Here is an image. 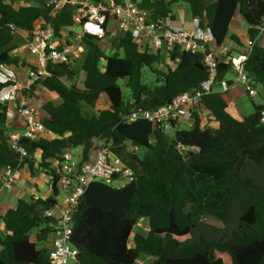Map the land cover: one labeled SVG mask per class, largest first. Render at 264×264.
<instances>
[{"label": "trees", "instance_id": "16d2710c", "mask_svg": "<svg viewBox=\"0 0 264 264\" xmlns=\"http://www.w3.org/2000/svg\"><path fill=\"white\" fill-rule=\"evenodd\" d=\"M20 1L0 0V64L25 65L11 53L16 30L29 32L43 20L56 33L63 29L73 33L70 5L52 13L44 0ZM137 2L153 18L170 15L172 3H186L199 26L210 28L216 45L227 37L241 43L236 34L228 35L236 11L245 20L249 39L264 30V0ZM83 43L81 58L48 64L50 76L40 82L61 99L43 105L47 116L42 123L51 136H20L12 147L5 116L8 106H0V168L36 166L50 176L54 187L47 198L18 199L1 215L0 264H50L47 249L37 242L48 240L54 228L53 219L44 215L56 203L58 173L51 162H60L63 151L75 148H83L85 156L95 137L109 138L111 151L127 160L134 175L119 187L99 181L87 186L72 227L77 264H135L145 255L154 257L152 264H264V103L252 102L251 112L236 118L227 111L222 93L214 91L202 100L214 125L201 127L195 114L189 129L164 133L144 118L128 117L138 108L152 109L199 85L208 75L203 55L174 47L163 61L158 53L141 51L129 34L115 38L109 54L97 37L85 36ZM144 68L153 80L144 79ZM230 69L221 61L217 79L225 78ZM244 69L252 86L264 90L263 44L255 40ZM81 71L78 84L75 77ZM119 80H124L127 94ZM101 97L106 98L104 107H98ZM127 143L141 152L126 151ZM204 178L223 187L220 199L212 202L219 227L196 224L188 209L202 202L198 184ZM143 219L148 230L133 233ZM33 228H38L36 241L29 237ZM194 229L200 230L198 237L182 239L192 236Z\"/></svg>", "mask_w": 264, "mask_h": 264}, {"label": "built area", "instance_id": "2783aa9c", "mask_svg": "<svg viewBox=\"0 0 264 264\" xmlns=\"http://www.w3.org/2000/svg\"><path fill=\"white\" fill-rule=\"evenodd\" d=\"M44 3L52 13L59 12L66 5L72 7L73 33L65 29L56 33L51 24L38 21L31 31L26 32L24 38V48L31 61L23 66L0 64V106H8L5 110L7 119L19 113L24 120L23 132L10 136L8 140L14 148L20 136L34 139L44 135L43 132L47 133L35 108L28 105L30 90L50 76L46 67L48 64H68L81 58L85 51L83 39L88 35L102 40L111 33L114 40L129 34L137 41L141 51L158 53L163 61L174 47L203 55L208 75L199 85L176 94L170 101L152 109L138 108L128 117L129 120L144 118L153 128L164 133H171L184 123L192 126L196 115L200 121L202 112L210 114L202 104L203 97L214 91L225 94L235 81L241 84L248 96L256 94L244 63L255 40L264 31L263 28L254 40L247 38L244 49L235 55L232 43L225 41L216 45L210 28L200 27L197 18H193L192 28H184L173 24L171 14L153 18L147 9L138 5L137 0H44ZM221 61L230 64L229 72L236 73L235 79L230 80L231 84L226 77L217 79L218 64ZM82 73L81 71V75ZM77 80L80 84L82 77ZM10 104L15 107L14 111L9 107ZM200 126L204 127L201 123ZM110 145L111 140L107 137L93 138L87 154H83L76 174L73 173V168L81 148L63 151L60 162L52 160L58 173L57 186L66 192V200L56 202L44 211L45 216L53 219L54 226L47 248L50 264H77L78 248L71 241L72 227L79 199L87 186L93 181H99L119 187L134 175L127 160L111 151ZM125 148L132 153L140 150L131 143H127ZM73 150H78L77 154ZM18 177V166L1 167L0 192L11 189Z\"/></svg>", "mask_w": 264, "mask_h": 264}, {"label": "crops", "instance_id": "0c3cea01", "mask_svg": "<svg viewBox=\"0 0 264 264\" xmlns=\"http://www.w3.org/2000/svg\"><path fill=\"white\" fill-rule=\"evenodd\" d=\"M32 2H35V1L34 0H21L18 3L19 4H30ZM15 5H17V3H15ZM183 24L186 25L187 21L184 22ZM246 27L247 26H246L244 18L240 15L238 11H236L229 24L228 35L236 34L238 38L240 39L241 43L237 44L233 42L230 37H227L225 39V41L232 43V45L235 47L236 52H239L244 49L246 40L248 38ZM15 33H17L18 35H22L23 38H25L26 36V32L24 30H16ZM11 53L17 55L20 61H23L24 64L31 61L30 56L25 51L24 45H23V52H16L14 48L11 51ZM241 90H242V87L240 85H235L229 90L228 93L222 94V97L228 104L227 111L235 117H236V113L241 114V106L237 105L238 98H239L238 96ZM256 92L258 96L260 97L262 96L261 92H259V88L256 89ZM28 96H29L28 105L35 108L38 117H40L41 119L47 116V113L43 109L44 103L47 101H52L53 103L56 102L54 97H52V94H50V91L45 89L39 83L35 84L32 87ZM254 96L255 95L248 96V97L252 101V98ZM100 102L105 103L104 106H106L105 97H101L99 100V103ZM9 107L14 111L15 107L12 104H10ZM241 116L242 115L236 118H241ZM23 121H24L23 117L19 113H15V115L11 119H8V124H7L8 134L10 136L20 135L23 132V125H24ZM200 123L202 124V126L203 125L207 126V125H214L215 121L213 120L212 116L205 111L200 114ZM10 128L21 129V131H18V130L10 131L9 130ZM43 134L45 136H51V133L49 132L47 133L43 132ZM39 156H40V152L38 151L37 153H35V157L38 159ZM52 165H55V164L53 163ZM53 188L54 187L52 185V180L50 176L46 172H44L42 169H39L35 166L34 169L31 170L26 164L21 166L19 168V177L15 185L9 190L5 189L0 192V231L2 232L4 230V225L1 221V215H3V213L8 208L15 207L16 201L18 199L30 200L31 198H34V199L47 198L53 193ZM55 188H56V195H55L56 202L57 203L64 202L66 200V192L57 185H55ZM142 223L144 224V226L142 225ZM137 224L142 228V231L148 230V227L146 226V221L144 219L139 221ZM153 258L154 257L145 255L142 258L137 259L135 263L141 260L148 261Z\"/></svg>", "mask_w": 264, "mask_h": 264}, {"label": "rangeland", "instance_id": "374dc122", "mask_svg": "<svg viewBox=\"0 0 264 264\" xmlns=\"http://www.w3.org/2000/svg\"><path fill=\"white\" fill-rule=\"evenodd\" d=\"M170 10H171V16H173L172 18H173L174 25H181L188 29L193 27V18L191 17L188 5L186 3H183V2L172 3L170 5ZM186 21H187V24L186 25L183 24ZM111 36H112L111 33H109L104 39L100 40L101 48L105 54H109L113 49V39L111 38ZM14 37H15L16 52H23V45L25 44L24 43L25 39L22 37V35H18L17 33H15ZM256 41L264 45V31L259 35ZM236 53L237 52H234L235 55ZM143 75H144L145 80L147 81L153 80L152 75L149 73L148 68L143 69ZM235 76H236V73L229 72L225 77L226 79L231 80V79H235ZM81 77L82 75L80 72L75 77V80L80 79ZM118 82L121 85L123 92L127 94L128 89L124 86V80H119ZM235 85L241 86L240 83L235 81L230 86L229 90ZM50 94H52V97H54V99L56 100L55 104H58L61 101L60 97H58V95L54 91H50ZM261 94L262 96L260 97L257 95V92H256L255 96L252 98V101L254 103H264V90L263 89H261ZM238 97L239 98H238L237 105L241 106V114L236 113V117H239L240 115H246L250 113L252 110V101L249 99L248 95L244 92L243 87ZM104 105L105 103L100 102L98 107H103ZM190 127H192L190 123H184V124L179 125V129H189ZM9 130L10 131H17V130L21 131V129H17V128H10ZM73 152L77 154V150H73ZM198 189L202 194V202L198 205L190 204L188 207V209L194 213V220L196 224H200L201 222H206L214 226H218V227L221 226L222 224L219 219L218 212L214 209L212 202L213 200L220 199L221 194L223 193L222 184L216 182L215 180L211 178H204L198 184ZM142 225L144 226L143 223ZM140 229L141 227L138 224H136L133 228V233L140 231ZM37 231H38V228H33L30 231L29 237L32 241H36L35 236H36ZM199 233H200V230L194 229L192 236L187 235V236L182 237V239L186 237L196 238L200 235ZM49 245H50L49 240L37 242L38 247H45L47 249ZM135 264H152V260H148V261L141 260Z\"/></svg>", "mask_w": 264, "mask_h": 264}, {"label": "water", "instance_id": "95a60500", "mask_svg": "<svg viewBox=\"0 0 264 264\" xmlns=\"http://www.w3.org/2000/svg\"><path fill=\"white\" fill-rule=\"evenodd\" d=\"M83 151H84V149L81 148V153L78 155V157L75 160V165H74V168H73V173L74 174H76L78 172L79 164H80L81 159L83 157Z\"/></svg>", "mask_w": 264, "mask_h": 264}]
</instances>
